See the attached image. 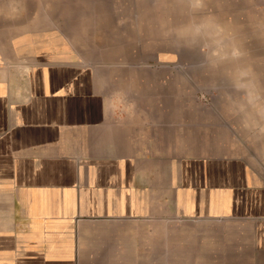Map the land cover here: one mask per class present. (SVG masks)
<instances>
[{"label":"crops","instance_id":"obj_1","mask_svg":"<svg viewBox=\"0 0 264 264\" xmlns=\"http://www.w3.org/2000/svg\"><path fill=\"white\" fill-rule=\"evenodd\" d=\"M48 13L30 47L0 60V264L123 261L135 230L156 231L165 254L167 227L189 230L174 244L196 246L191 262L264 264V129L235 151L214 129L183 127L182 64L164 61L176 52L161 47L163 31L185 38L196 13L162 11L169 28L154 32V13L118 16L136 18L141 39L115 26L98 48L99 31L88 61Z\"/></svg>","mask_w":264,"mask_h":264},{"label":"rangeland","instance_id":"obj_2","mask_svg":"<svg viewBox=\"0 0 264 264\" xmlns=\"http://www.w3.org/2000/svg\"><path fill=\"white\" fill-rule=\"evenodd\" d=\"M206 2L208 4L203 0L198 4L192 0H0V60H13L17 46L22 49L31 46V39L26 35H30L31 30L34 34L41 33L38 30L46 27L48 11L54 15L55 28L65 27L71 31L75 49H79L88 61L93 58L95 48L89 36L99 31L103 37L97 38L95 46L98 48L100 41L102 46L109 44L108 33L116 29L115 26L119 31L125 25H133L134 33L139 34L137 39H141V23L136 18L133 22H125V19H117L118 16L132 14L136 17L143 11L154 13L147 22L154 32L158 25L170 24L158 21V13L162 18V11L172 17L192 10L198 20L182 26L186 28L181 30V33L187 32L185 38L179 34L171 35L168 29L163 31L166 36L160 39L161 47L170 50L173 46L176 52L175 58L166 54L164 61L175 60L182 64L185 77L182 78L181 93L182 126L214 129L218 143L223 142L224 147L238 151L237 141L252 142L254 129H264V0ZM210 20L217 22L218 32L207 34L203 28L195 30L196 26ZM20 32L26 34L19 38ZM150 47L153 54H150L149 62L159 61L154 52L158 46L151 44ZM134 60H140L139 56ZM240 68L245 69L246 75L238 79L237 72L244 71ZM168 94L167 91V97ZM135 233H139V239L135 238L133 256L127 255L126 260L118 262L91 261L86 264H197L190 261L194 256L190 251L196 246L174 244L182 238L188 242L189 230L175 233L167 227L165 254H161L164 247L158 246L156 231L135 230ZM197 249L205 252L204 245ZM161 258H165L164 263H159Z\"/></svg>","mask_w":264,"mask_h":264}]
</instances>
